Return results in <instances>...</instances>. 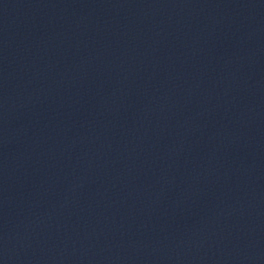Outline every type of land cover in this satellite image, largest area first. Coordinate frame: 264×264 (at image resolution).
Here are the masks:
<instances>
[{
    "label": "water",
    "instance_id": "obj_1",
    "mask_svg": "<svg viewBox=\"0 0 264 264\" xmlns=\"http://www.w3.org/2000/svg\"><path fill=\"white\" fill-rule=\"evenodd\" d=\"M0 264H264V0H0Z\"/></svg>",
    "mask_w": 264,
    "mask_h": 264
}]
</instances>
